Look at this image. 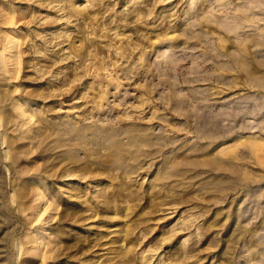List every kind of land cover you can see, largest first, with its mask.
<instances>
[{
  "label": "rangeland",
  "instance_id": "1",
  "mask_svg": "<svg viewBox=\"0 0 264 264\" xmlns=\"http://www.w3.org/2000/svg\"><path fill=\"white\" fill-rule=\"evenodd\" d=\"M0 264H264V0H0Z\"/></svg>",
  "mask_w": 264,
  "mask_h": 264
}]
</instances>
